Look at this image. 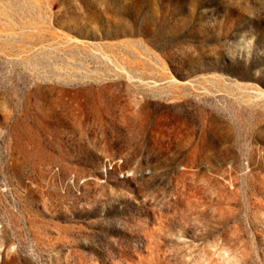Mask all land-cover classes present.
I'll return each mask as SVG.
<instances>
[{"label":"rangeland","instance_id":"rangeland-1","mask_svg":"<svg viewBox=\"0 0 264 264\" xmlns=\"http://www.w3.org/2000/svg\"><path fill=\"white\" fill-rule=\"evenodd\" d=\"M0 264H264V0H0Z\"/></svg>","mask_w":264,"mask_h":264}]
</instances>
